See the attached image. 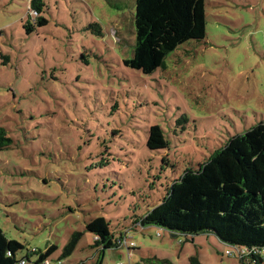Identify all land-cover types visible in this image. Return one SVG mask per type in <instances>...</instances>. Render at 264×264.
Returning a JSON list of instances; mask_svg holds the SVG:
<instances>
[{
  "label": "rangeland",
  "instance_id": "obj_1",
  "mask_svg": "<svg viewBox=\"0 0 264 264\" xmlns=\"http://www.w3.org/2000/svg\"><path fill=\"white\" fill-rule=\"evenodd\" d=\"M44 1L50 24L27 36L29 0H0V126L14 141L0 151V228L25 246L18 261L56 246L50 264H242L214 234L132 229L133 250L103 252L86 225L104 217L119 237L160 203L168 179L264 123V0H206V39L152 75L123 65L136 45L135 0ZM95 21L104 38L84 30ZM153 125L169 151L147 148Z\"/></svg>",
  "mask_w": 264,
  "mask_h": 264
},
{
  "label": "trees",
  "instance_id": "obj_2",
  "mask_svg": "<svg viewBox=\"0 0 264 264\" xmlns=\"http://www.w3.org/2000/svg\"><path fill=\"white\" fill-rule=\"evenodd\" d=\"M135 7L136 45L133 57L123 60L127 68L144 75L165 70L170 54L186 43L201 42L207 37L206 0H135ZM46 11L44 0H29V17L23 25L27 36L50 24ZM84 30L96 37H105L98 21ZM80 52L79 61L90 65L88 48L82 46ZM10 60L5 57L4 65ZM121 110L122 106L116 103L110 115ZM13 142L7 130L0 126V151L9 149ZM170 145L162 126L149 128L146 146L150 151L167 152ZM106 154L108 150L101 147L100 155ZM162 162L170 165L167 156ZM167 182L160 203L147 208L144 214L134 213L128 228L119 237L106 218L89 222L86 230L95 236V247L103 252L118 250L125 233L131 236L132 229L154 226L170 231L173 236L175 233L187 237L214 234L221 241L246 251L240 256L242 264H264V123L233 136L205 161ZM78 238L75 235L66 248L67 253L73 251ZM24 249L23 244L9 239L0 228V264L31 262L34 256L37 257L35 264H44L57 247L29 250L18 261V254ZM192 262L198 264L196 259Z\"/></svg>",
  "mask_w": 264,
  "mask_h": 264
},
{
  "label": "built area",
  "instance_id": "obj_3",
  "mask_svg": "<svg viewBox=\"0 0 264 264\" xmlns=\"http://www.w3.org/2000/svg\"><path fill=\"white\" fill-rule=\"evenodd\" d=\"M120 244H121V247H126L128 249H131V248L135 247V243L131 240V236L127 235L126 233L124 234L123 238H121ZM237 251H238V254L241 257L244 256V254L246 253L245 250H241L240 248H237ZM228 255L232 256V255H235V254H233L232 252H228ZM21 264H26V262L22 261ZM44 264H50V263L47 261Z\"/></svg>",
  "mask_w": 264,
  "mask_h": 264
},
{
  "label": "crops",
  "instance_id": "obj_4",
  "mask_svg": "<svg viewBox=\"0 0 264 264\" xmlns=\"http://www.w3.org/2000/svg\"><path fill=\"white\" fill-rule=\"evenodd\" d=\"M119 264V263H118Z\"/></svg>",
  "mask_w": 264,
  "mask_h": 264
}]
</instances>
